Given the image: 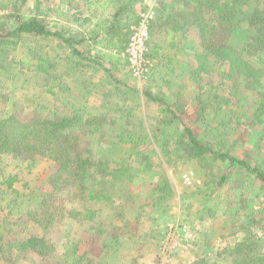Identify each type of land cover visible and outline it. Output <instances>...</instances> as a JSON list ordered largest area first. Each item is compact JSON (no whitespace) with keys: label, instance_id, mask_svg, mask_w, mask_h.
Here are the masks:
<instances>
[{"label":"trees","instance_id":"16d2710c","mask_svg":"<svg viewBox=\"0 0 264 264\" xmlns=\"http://www.w3.org/2000/svg\"><path fill=\"white\" fill-rule=\"evenodd\" d=\"M255 1L242 14L238 8L248 5L249 0H156L149 44V57L155 66L145 82H161L172 95L168 97L162 90L145 91L147 100L158 104L159 119H155L152 130L144 129L135 140L119 139V146L128 147L126 160L100 159L91 148L79 145L81 135L98 136L105 125L114 122L105 116L85 114L90 117L87 119L83 115H33L24 119L20 116L22 111L15 108L6 116L0 114V156L19 159L41 155L52 163V171L41 188L29 194L15 192L12 202L25 224L20 229L27 230V235H3L0 224V262L20 264L33 253L37 260L33 258L30 264H107L114 248L123 245L121 234L128 235L124 239L129 241L135 235L130 236L134 219L143 215L135 207L137 192L128 183L154 171L152 166L164 169L171 165L175 171L179 165H190L193 169L180 179L186 190L189 187L185 180L196 183L198 178L200 186L196 188L208 189L210 194L225 191L233 203H244L245 198H238L233 192L246 184L257 188L264 197V0ZM25 2L15 0L5 16L8 23L12 20L11 26L0 23V56L15 53L21 40L30 36L48 38L65 57L100 66L110 60L125 63L119 55L139 24L141 13L148 9L144 0H60L51 7L33 0L28 14H18L19 6ZM170 10L172 14H168ZM48 12L61 18L46 21L43 16ZM73 22L75 27L71 26ZM191 30L198 38V54L188 76L197 94L188 100L187 83L175 89L171 69L179 71L182 64L169 52L187 53ZM29 66L34 67L36 78L54 68L42 56H35ZM3 69L0 63V76ZM203 72L214 80H204ZM8 77L13 81L15 75ZM54 89H59V84L47 92L53 96ZM245 90H252L258 100L251 119L243 112ZM201 95H207L206 105L212 110L208 114L215 140L210 142L200 138L195 125L204 117ZM6 101L7 96L0 92V102ZM222 102L231 107L219 117L217 111ZM174 122L176 138L172 140L170 125ZM76 123L85 124L86 128L75 130ZM219 128H223L222 132ZM249 128L252 136L256 134L252 141L245 138ZM143 138L149 146L135 151L136 143ZM209 176L215 178L212 183L207 181ZM16 180H0V187L11 189ZM158 183L157 195L156 189L152 191L157 196L156 203L174 197L166 174ZM211 202L208 200L206 207H211ZM67 203L76 206L67 208ZM240 210L233 213L238 221L241 219L231 228V234L237 235L234 243L220 249L212 261L204 259L206 264H264V201L251 212ZM6 231L13 233L11 228ZM54 235L57 242L52 241ZM86 243L89 248L83 249ZM130 261L136 263L135 258Z\"/></svg>","mask_w":264,"mask_h":264},{"label":"rangeland","instance_id":"374dc122","mask_svg":"<svg viewBox=\"0 0 264 264\" xmlns=\"http://www.w3.org/2000/svg\"><path fill=\"white\" fill-rule=\"evenodd\" d=\"M40 1L43 5L49 4L51 7L54 2L58 3L60 0ZM147 2L150 3L152 9H155L156 0H147ZM255 2V0H249L248 5L238 8L239 13L247 12ZM14 4L15 0H0V23L3 22L6 26L13 24L12 20L8 23L5 16L10 13ZM32 7L33 0H27L19 6L18 14H28ZM168 14H172V10ZM43 17L46 21H55V19L61 18L51 12L45 13ZM73 23L71 26L75 27L76 22ZM195 33L194 30L189 31L187 42L190 50L187 53L169 52L171 55L175 54V60L182 64L179 71L171 69L173 70L172 79L176 85L175 89L179 90L184 83H187L185 98L188 100L195 98L197 94L192 79L188 76L189 72L193 70L192 63L196 62L195 55L198 54V38ZM35 56L47 58V61L54 64V68H50L48 74L40 78L34 77V67L29 66L30 60ZM95 61L101 62L98 59ZM76 62L79 64L77 65ZM0 63L4 66L0 76V92L7 96L5 104L0 102L2 116H6L15 108L22 111L20 116L24 119L31 118L33 115L54 118L83 115V118H87L84 115L91 114L105 116L107 121L114 120L112 124L105 125L98 136L86 134L80 137V147H87L88 150L91 148L100 159L106 157L126 160L129 156L128 147L119 146V139L135 140L141 134L143 135L144 129L155 127V119H159L158 104L147 100L145 95L147 89L153 93L162 90L168 97L172 95H170L171 90H166L161 82L160 84L158 81L152 82L150 85V83L134 80L129 76L127 67L115 60H110V63H103V66H100L65 57L61 50L55 46V43L48 41V38L30 36L23 38L15 53L0 56ZM9 74L15 75L13 81L7 79ZM207 77L209 75L203 72L204 80L207 81ZM209 78L214 80L211 75ZM56 83L59 84V89H54L56 94L52 96L47 91L53 88ZM155 84L158 86L154 87ZM131 88L139 89L138 94L134 91L131 92L129 90ZM244 92L243 112H245L246 118L251 119L258 100L252 90ZM200 97L201 107L204 109L201 114L204 117L200 118L195 125L200 132V138L208 142L214 141L208 114L212 110L206 105L209 98L207 95ZM193 103L195 104V102ZM187 105L190 110L193 109L191 103ZM221 106L220 111H217V113L220 112L219 117H223L226 110L229 111L231 107L226 102H222ZM195 117L191 115L192 120ZM88 118L90 117L88 116ZM175 123L170 125V130L173 131L171 132L173 133L172 140L176 138L174 134L177 124L175 125ZM160 125L165 124L161 123ZM73 128L79 130L86 126L76 123ZM222 130L223 128H219L218 131L222 132ZM248 131L249 134L245 138L252 141L256 134L253 136L250 134L252 128H249ZM214 132L216 134V129ZM136 145L135 151H138L148 144L143 138ZM152 167L154 171L148 172L142 177L132 178L128 183L130 188L137 192L135 207H138L137 211H141L143 215L134 219L130 236L135 235L129 241L124 239L128 235L121 234L123 245L118 248L113 247L112 256L107 264H130V260L134 258L136 263L132 264H206V262L215 259L216 253L220 249L234 243L237 235L231 234V228L234 224H240L241 221V219L238 221L239 218H235L234 211L237 209L239 211L241 208L240 212L242 213L251 212L258 209L264 201L262 193L257 188H253L251 184H246L241 190L235 188L233 192L239 195L238 198H245L242 205L240 202H231L230 194L225 191L210 194L208 189H201V191L200 188H196L199 185L198 178L196 183H190L191 181L186 179L187 187H189L186 190L180 179L190 168L193 169L190 165H179L175 171L171 165L164 169ZM51 171L52 163L41 155H35L33 158L21 156L19 159L0 156V180H5L8 177L17 178L11 189H7L5 186L0 187L1 234L12 238L14 236L22 238L27 235V230L20 229L25 227V224L12 200L16 196L15 192L29 194L41 188ZM165 174L174 189V197H167L164 202L159 204L156 203L158 200L155 197L157 196L154 197L152 191L157 188L158 182ZM212 179L215 180L209 176L207 181L212 183ZM157 193L156 189V195ZM257 193L260 194L256 195ZM208 200L213 203H209L211 207H209L210 205L206 207ZM157 204L159 206H156ZM65 206L72 208L76 205L67 203ZM241 218H243V214H241ZM17 224L18 226H16ZM6 228H11L13 233L8 234ZM56 239L54 235L52 241L57 242ZM82 247L83 249L89 248V244L86 243ZM25 257L27 260L20 264H30L33 258L37 260L33 253ZM0 264L4 263L0 262Z\"/></svg>","mask_w":264,"mask_h":264},{"label":"built area","instance_id":"2783aa9c","mask_svg":"<svg viewBox=\"0 0 264 264\" xmlns=\"http://www.w3.org/2000/svg\"><path fill=\"white\" fill-rule=\"evenodd\" d=\"M144 5H147L148 9L141 13L139 24L130 34L124 50L119 55L126 62L129 76L138 82H145L155 66L149 57L150 25L155 14L147 0H144Z\"/></svg>","mask_w":264,"mask_h":264},{"label":"crops","instance_id":"0c3cea01","mask_svg":"<svg viewBox=\"0 0 264 264\" xmlns=\"http://www.w3.org/2000/svg\"><path fill=\"white\" fill-rule=\"evenodd\" d=\"M123 59V58H122ZM124 60V59H123ZM125 61V60H124ZM115 62H117V61H115ZM118 62H120V63H122V64H124L125 65V63L122 61V60H120V61H118ZM126 66V65H125ZM127 67V66H126ZM160 69V68H159ZM165 71H167V69L165 70Z\"/></svg>","mask_w":264,"mask_h":264}]
</instances>
